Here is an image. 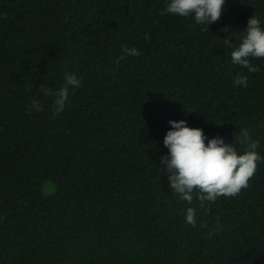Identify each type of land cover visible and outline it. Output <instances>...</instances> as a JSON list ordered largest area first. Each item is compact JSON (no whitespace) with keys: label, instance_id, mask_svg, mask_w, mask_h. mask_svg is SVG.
<instances>
[{"label":"trees","instance_id":"1","mask_svg":"<svg viewBox=\"0 0 264 264\" xmlns=\"http://www.w3.org/2000/svg\"><path fill=\"white\" fill-rule=\"evenodd\" d=\"M164 8L0 0V264H264V163L247 188L203 208L157 171L169 120L240 152L247 128L264 156V59L248 74L223 42L238 43L253 14L264 19V0H226L208 31ZM124 47L141 55L115 62ZM65 73L82 86L54 115L39 89ZM238 73L247 87L233 86ZM33 98L43 109L27 115Z\"/></svg>","mask_w":264,"mask_h":264},{"label":"clouds","instance_id":"2","mask_svg":"<svg viewBox=\"0 0 264 264\" xmlns=\"http://www.w3.org/2000/svg\"><path fill=\"white\" fill-rule=\"evenodd\" d=\"M226 0H165L164 15L176 17H191L198 25L206 26L217 22L223 12ZM238 43H232L231 38L224 40L230 51L233 65L246 69L248 74L258 73L259 67L252 63L253 59H264V19L252 15L246 22V27L240 32ZM145 41L151 36L145 33ZM141 52L136 47L122 48V56L138 57ZM82 77L75 73H65L63 83L59 88L41 86L39 94L45 99H51L54 105V115L65 110L69 101L70 90L82 86ZM248 76L238 73L233 78L234 87H247ZM43 103L33 98L25 106L27 115L39 113ZM169 130L163 137V146L167 153L159 158L161 176L167 178L171 192L187 205H192L194 198L201 208L206 202H215L221 196L234 197L242 189L248 187V182L257 170L259 163H264V156L258 152L260 141L253 138L249 129L240 128L237 140L245 146L242 152L232 144L225 143L223 137H207L203 129L191 128L185 120L168 122ZM195 194V196H194ZM185 222L195 227L197 225V209L187 207Z\"/></svg>","mask_w":264,"mask_h":264}]
</instances>
